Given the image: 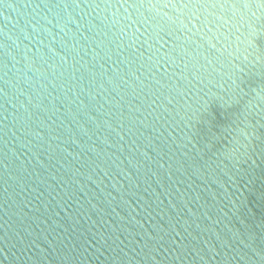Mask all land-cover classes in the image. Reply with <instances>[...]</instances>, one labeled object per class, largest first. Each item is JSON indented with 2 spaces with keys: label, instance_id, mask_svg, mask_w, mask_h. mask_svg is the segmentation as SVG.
<instances>
[{
  "label": "water",
  "instance_id": "water-1",
  "mask_svg": "<svg viewBox=\"0 0 264 264\" xmlns=\"http://www.w3.org/2000/svg\"><path fill=\"white\" fill-rule=\"evenodd\" d=\"M260 2L0 0V264H264Z\"/></svg>",
  "mask_w": 264,
  "mask_h": 264
},
{
  "label": "snow or ice",
  "instance_id": "snow-or-ice-1",
  "mask_svg": "<svg viewBox=\"0 0 264 264\" xmlns=\"http://www.w3.org/2000/svg\"><path fill=\"white\" fill-rule=\"evenodd\" d=\"M237 2L239 3V0H237ZM213 7H215L216 5L215 4H213L212 5ZM223 5H221V7H222ZM243 7H249V4H247V3H244L243 5H242ZM261 8H264V0H261V2H260V5H259ZM262 252H264V251H262ZM262 259H264V258H262Z\"/></svg>",
  "mask_w": 264,
  "mask_h": 264
}]
</instances>
